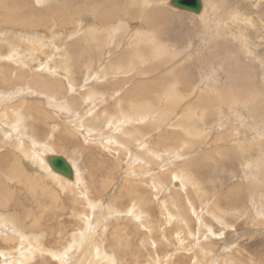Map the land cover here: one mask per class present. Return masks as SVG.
Returning <instances> with one entry per match:
<instances>
[{"label": "rangeland", "instance_id": "rangeland-1", "mask_svg": "<svg viewBox=\"0 0 264 264\" xmlns=\"http://www.w3.org/2000/svg\"><path fill=\"white\" fill-rule=\"evenodd\" d=\"M170 1L0 0V178L13 158L24 155L38 159L45 174L52 155L79 170L76 184L56 179L54 202L49 175L30 173L21 161V172L40 179L36 189L44 205L56 209V230L46 212L37 235L41 251L32 252L30 244L7 245L5 237L17 236L5 230L3 238L0 229L1 264L77 259L71 233L84 229V218L96 230L93 246L104 244L120 257L118 264H264V0H202L207 20ZM2 180L14 192L11 202L26 200L5 216L24 231L22 208L34 207L26 199L33 193ZM54 236L56 245L49 242ZM65 247L70 253L60 258ZM51 248L57 259L47 252ZM28 250L30 259L23 256Z\"/></svg>", "mask_w": 264, "mask_h": 264}, {"label": "bare ground", "instance_id": "bare-ground-1", "mask_svg": "<svg viewBox=\"0 0 264 264\" xmlns=\"http://www.w3.org/2000/svg\"><path fill=\"white\" fill-rule=\"evenodd\" d=\"M86 1V0H85ZM122 1V0H121ZM162 1V0H161ZM7 3V2H6ZM71 3V2H70ZM64 4V3H63ZM109 3H107L106 5H108ZM126 4V3H125ZM145 4V3H144ZM160 4V3H159ZM61 5V4H60ZM96 5V4H95ZM111 5V4H110ZM154 5H156V4H154ZM75 6V5H74ZM104 6H105V4H104ZM120 6V5H119ZM221 6V5H220ZM111 7V6H110ZM125 7V6H124ZM223 7V6H222ZM71 8V7H70ZM95 8H97V7H95ZM108 8H109V6H108ZM121 8V7H120ZM139 8H140V6H139ZM143 8V7H142ZM2 9H4V8H2ZM105 9H107V8H105ZM100 10H101V8H100ZM102 10H104V9H102ZM107 10H109V9H107ZM137 10V9H136ZM84 11V10H83ZM122 11V10H121ZM9 12V11H8ZM31 12V11H30ZM139 12H141V11H139ZM145 12V11H144ZM164 12H166V11H164ZM184 12V11H183ZM99 13H101V11L99 12ZM104 13V12H103ZM116 13V12H115ZM147 13V12H146ZM186 13H188V12H186ZM201 13V14H200ZM205 13V10H203V1L201 0V9H200V11H199V13H198V15H203V14ZM8 14V13H7ZM22 14V13H21ZM107 15V13H104V15ZM161 14V13H160ZM191 14V13H190ZM30 15H31V13H30ZM104 15L102 16V19H103V17H104ZM105 15V16H106ZM108 16V15H107ZM129 16V15H128ZM136 16V15H135ZM138 16V15H137ZM143 16V15H142ZM173 16V15H172ZM3 17H4V15H3ZM9 17V16H8ZM15 17H16V15H15ZM20 17V16H19ZM92 17V16H91ZM167 17V16H166ZM2 18V17H1ZM101 18V17H100ZM129 18H131V17H129ZM144 18V17H143ZM206 19L205 18V16L203 17L202 16V19ZM208 18V17H207ZM24 19V18H23ZM79 19V18H78ZM98 20H99V18H97ZM108 19V18H107ZM120 19V18H119ZM132 19V18H131ZM147 19H149V18H147ZM174 19V18H173ZM172 19V20H173ZM178 19V18H177ZM10 20H12V19H10ZM89 20V19H88ZM87 20V21H88ZM104 20V19H103ZM103 20H101V22L103 21ZM139 20V19H138ZM146 20V19H145ZM207 20V19H206ZM91 21V20H90ZM115 21V20H114ZM152 21V20H151ZM156 21V20H155ZM170 21V20H169ZM12 22V21H11ZM23 22V21H22ZM106 22V21H105ZM120 22V21H119ZM143 22V21H142ZM141 22V23H142ZM40 23V22H39ZM38 23V24H39ZM88 23V22H87ZM114 23V22H113ZM166 23V22H165ZM177 23V22H176ZM3 24V23H2ZM102 24H103V22H102ZM107 24V23H106ZM109 24V23H108ZM118 24V23H117ZM157 24V23H156ZM164 24V23H163ZM37 25V24H36ZM115 25V24H114ZM148 25V24H147ZM159 25V24H158ZM167 25V24H166ZM38 26V25H37ZM96 26V25H95ZM100 26V25H99ZM116 26V25H115ZM205 26V25H204ZM7 27V26H6ZM9 28H11V26L9 25ZM36 28V27H35ZM39 28H41V27H39ZM82 28V27H81ZM157 29H159L158 27H156ZM170 28V27H169ZM205 28V27H204ZM13 29V28H12ZM27 29V28H26ZM99 29V28H98ZM110 29V28H109ZM2 30V29H1ZM35 30V29H34ZM111 30V29H110ZM92 31V30H91ZM148 31V30H147ZM159 31V30H158ZM208 31V30H207ZM96 32V31H95ZM100 32V31H99ZM149 32V31H148ZM155 32V31H154ZM182 32V31H181ZM188 32V31H187ZM101 33H102V31H101ZM164 33V32H163ZM94 34H96V33H94ZM147 34V33H146ZM146 34H145V36H146ZM158 34V33H157ZM87 35V34H86ZM85 35V36H86ZM89 35H90V33H89ZM193 35V34H192ZM96 36V35H95ZM136 36V35H135ZM144 36V35H143ZM157 36V35H156ZM167 36V35H166ZM187 36V35H186ZM23 37V36H22ZM92 38L94 37V36H91ZM103 36H101V38H102ZM139 37V36H138ZM149 37V36H148ZM95 38V37H94ZM97 38V37H96ZM150 38V37H149ZM152 38V37H151ZM158 38V37H157ZM156 38V39H157ZM181 38V37H180ZM217 38V37H216ZM98 39V38H97ZM100 39V38H99ZM32 40H33V38H32ZM143 40H146V39H143ZM147 40H150V39H147ZM174 40V39H173ZM192 40V39H191ZM25 41H26V39H25ZM27 41H29V40H27ZM40 41V40H39ZM96 41V40H95ZM136 41V40H135ZM214 41H216L217 42V40H215L214 39ZM32 42V41H31ZM30 42V43H31ZM139 42V41H138ZM150 42V41H149ZM142 43V42H141ZM147 43V42H146ZM151 43H152V41H151ZM81 44V43H80ZM97 44V43H96ZM136 44V43H135ZM145 44V43H144ZM156 45H157V42H156ZM215 45V44H214ZM150 46V45H149ZM94 47V46H93ZM151 47V46H150ZM149 47V48H150ZM13 48V47H12ZM15 48H16V46H15ZM91 48V47H90ZM134 48V47H133ZM136 48V47H135ZM143 48V47H142ZM153 49V48H152ZM213 49H214V46H213ZM97 50V49H96ZM159 50V49H158ZM75 51V50H74ZM90 51V50H89ZM95 51V50H94ZM149 51V50H148ZM147 51V52H148ZM91 52H93V51H91ZM133 52V51H132ZM138 52H139V50H138ZM146 52V53H147ZM155 52H157V50L155 51ZM160 52H162V49H161V51ZM159 52V53H160ZM85 53H87V51L85 52ZM96 53V52H95ZM151 53V52H150ZM19 54V53H18ZM20 54H21V52H20ZM92 54V53H91ZM134 54H136V53H134ZM154 54V53H153ZM152 54V55H153ZM157 54V53H156ZM156 54H154V55H156ZM128 55V54H127ZM140 55H144V54H140ZM150 55V54H149ZM154 55H153V58H154ZM159 55V54H158ZM161 55V54H160ZM209 55V54H208ZM214 55V54H213ZM11 56V55H10ZM10 56H8V57H10ZM14 56V55H13ZM20 56V55H19ZM76 56V55H75ZM81 56V55H80ZM87 56V55H86ZM132 56V55H131ZM151 56V55H150ZM157 56V55H156ZM155 56V57H156ZM162 56V55H161ZM211 56H212V54H211ZM12 57V56H11ZM137 57H139L138 55H137ZM136 57V58H137ZM145 57V56H144ZM148 57V56H147ZM163 57V56H162ZM166 57V56H165ZM216 57V56H215ZM14 58V57H13ZM87 58V57H86ZM90 58V57H89ZM157 58V57H156ZM170 58V57H169ZM12 59V58H11ZM139 59H140V57H139ZM13 60H15V58L13 59ZM81 60H83V59H81ZM129 60V59H128ZM144 60V59H143ZM152 60V59H151ZM157 60V59H156ZM164 60V59H163ZM198 60V59H197ZM12 61V60H11ZM85 61V60H84ZM87 61H88V59H87ZM230 61V60H229ZM158 62V61H157ZM231 62H234V60H232ZM231 62H230V64H231ZM123 63V62H122ZM81 64V63H80ZM116 64H119V62L118 63H116ZM239 64V63H238ZM164 65V64H163ZM205 65V64H204ZM240 66V65H239ZM246 67V66H245ZM237 68V67H236ZM151 70V69H150ZM157 71V70H156ZM176 72V71H175ZM192 72V71H191ZM234 72V71H233ZM249 73V72H248ZM49 74V73H48ZM172 74H174L173 72H172ZM189 74V73H188ZM20 75H22V74H20ZM248 75V74H247ZM250 76V75H249ZM36 77V76H35ZM232 77V76H231ZM230 77V78H231ZM236 77H238V76H236ZM248 77V76H247ZM246 77V78H247ZM6 78V77H5ZM8 78V77H7ZM249 78V77H248ZM253 78V77H252ZM10 79V78H9ZM24 79V78H23ZM163 79V78H162ZM162 79H161V81H162ZM41 80H42V78H41ZM44 80V79H43ZM235 80V79H234ZM238 80L240 81L241 79H239V77H238ZM250 80V79H249ZM8 81V80H7ZM35 81H37V80H35ZM246 81H247V79H246ZM3 82H5V81H3ZM33 82H34V80H33ZM38 82V81H37ZM44 82V81H43ZM123 82V81H122ZM155 82V81H154ZM232 82V81H231ZM235 82V81H234ZM248 82V81H247ZM252 82V81H251ZM11 83V82H10ZM32 83V82H31ZM39 83V82H38ZM37 83V84H38ZM41 83V82H40ZM46 83H47V81H46ZM142 83V82H141ZM228 83V82H227ZM7 84V83H6ZM34 84H36L35 82H34ZM112 84V83H111ZM151 84V83H150ZM194 84V83H193ZM232 84V83H231ZM237 84H238V82H237ZM2 85V84H1ZM87 85V84H86ZM228 85H230V84H228ZM227 85V86H228ZM249 85V84H248ZM8 86V85H7ZM41 86V85H40ZM42 86H44V85H42ZM127 86V85H126ZM138 86V85H137ZM232 86H235V84L234 85H232ZM240 86V85H239ZM4 87H6V86H4ZM38 87V86H37ZM112 87V86H111ZM118 87V86H117ZM122 87V86H121ZM150 86H148V88H149ZM152 87V86H151ZM210 87V85H209V83L207 82L206 84H205V88H209ZM143 88H145V86L143 87ZM212 89V88H211ZM224 89V88H223ZM222 89V90H223ZM252 89H253V87H252ZM142 90V89H141ZM217 90H219V89H217ZM216 90V91H217ZM246 90V89H245ZM262 90V89H261ZM133 91V90H132ZM129 92V91H128ZM142 92V91H141ZM217 92H219V91H217ZM216 92V93H217ZM234 92H238V91H234ZM240 92V91H239ZM257 91H255L254 93H256ZM169 93V92H168ZM203 93V92H202ZM222 93V92H221ZM241 93V92H240ZM244 93H245V91H244ZM252 93V92H251ZM263 93V92H262ZM7 94V93H6ZM155 94V93H154ZM215 94V93H214ZM2 95H4V94H2ZM222 95V94H221ZM237 95H238V93H237ZM241 95H242V93H241ZM257 95V94H256ZM260 95V94H259ZM125 96V95H124ZM172 96V95H171ZM174 96V95H173ZM201 96V95H200ZM214 96H216V95H214ZM234 96V95H233ZM240 96V95H239ZM243 96H244V94H243ZM245 96H248V94L246 95L245 94ZM252 96H253V94H252ZM143 97V96H142ZM197 97V96H196ZM202 97V96H201ZM223 97V96H222ZM237 97V96H236ZM242 97V96H241ZM249 97V96H248ZM258 96H255V98H257ZM263 97V96H262ZM125 98V97H124ZM129 98V97H128ZM176 98V97H175ZM175 98H174V100H175ZM198 98V97H197ZM207 98V97H206ZM212 98H214V97H212ZM232 98H235V97H232ZM126 99V98H125ZM210 99V98H209ZM209 99H208V101H209ZM216 99V98H215ZM222 99V98H221ZM221 99H217V100H221ZM226 99V98H225ZM229 99V98H228ZM253 99H254V97H253ZM258 99H259V97H258ZM260 99H262V98H260ZM264 99V98H263ZM2 100V99H1ZM4 100V99H3ZM10 100V99H9ZM124 99H122V101H123ZM201 100H203V99H201ZM206 100V99H205ZM249 100V99H248ZM247 100V101H248ZM145 101V100H144ZM172 101V100H171ZM196 101V100H195ZM197 101H199V99L197 100ZM207 101V102H208ZM212 101V100H211ZM215 101V100H214ZM229 101V100H228ZM231 101V100H230ZM238 101V100H237ZM241 101V100H240ZM244 101H246V99H244ZM2 102V101H1ZM74 102V101H73ZM126 102V101H125ZM133 102V101H132ZM176 102V101H175ZM199 102H201V101H199ZM205 102V101H204ZM216 102V101H215ZM227 102V101H226ZM233 102H234V100H233ZM242 102H243V98H242ZM134 103H136V102H134ZM203 103V102H202ZM206 103V102H205ZM217 103H220V101L219 102H217ZM222 103V102H221ZM235 103V102H234ZM238 103V102H237ZM237 103H235V104H237ZM240 103V102H239ZM244 103V102H243ZM248 103V102H247ZM259 103V102H258ZM2 104V103H1ZM7 104V103H6ZM10 104V103H9ZM167 104V103H166ZM208 104H209V102H208ZM224 104H225V101H224ZM223 104V105H224ZM249 104V103H248ZM76 105V104H75ZM214 105V104H213ZM217 105V104H216ZM220 105V104H219ZM227 105V104H226ZM234 105V104H233ZM238 105V104H237ZM245 106H246V108H248L247 107V105H246V103L244 104ZM194 106V105H193ZM232 106V105H231ZM240 106V105H239ZM263 106V105H262ZM262 106H261V108H262ZM179 107V106H178ZM195 107V106H194ZM197 107V106H196ZM204 107H207V105H205ZM211 107V106H210ZM224 107H225V105H224ZM236 107V106H235ZM251 107V106H250ZM260 107V106H259ZM212 108V107H211ZM234 108V107H233ZM240 108V107H239ZM185 109V108H184ZM225 109H226V107H225ZM228 109V108H227ZM226 109V110H227ZM237 109V108H236ZM241 110H242V108H240ZM7 110V109H6ZM183 110V109H182ZM233 110V109H232ZM248 110V109H247ZM253 110V109H252ZM263 110V109H262ZM222 111H224V110H222ZM245 111H246V109H245ZM249 111V110H248ZM251 111V110H250ZM258 111L260 112L261 110H259L258 109ZM11 112V111H10ZM181 111H179V113H180ZM183 112V111H182ZM196 112H198V111H196ZM179 113H178V115H179ZM195 113V112H194ZM239 113V118H245V116H243L241 113H240V111L238 112ZM11 114V113H10ZM187 114V113H186ZM203 114V113H202ZM229 116H228V118H232V114L230 113V114H228ZM237 115V114H236ZM13 116V115H12ZM18 116H20V115H18ZM226 116V115H225ZM249 116V115H248ZM125 117V116H124ZM182 117H183V115H182ZM219 117V116H218ZM250 117V116H249ZM255 117V116H254ZM12 118V117H11ZM16 118V117H15ZM20 118V117H19ZM23 118V117H22ZM10 119V118H9ZM14 119V118H13ZM47 119V118H46ZM126 119V118H125ZM131 119V118H130ZM195 119V118H194ZM248 119V118H247ZM260 119V118H259ZM12 120V119H11ZM17 120V119H16ZM20 120V119H19ZM178 120V119H177ZM201 120V119H200ZM227 120V119H226ZM252 120V119H251ZM21 121L23 122V120L21 119ZM126 122H127V120H125ZM132 121V120H131ZM150 121V120H149ZM196 121H198V120H196ZM261 121V120H260ZM0 124H3V122H2V118L0 119ZM42 122V121H41ZM40 122V123H41ZM136 122V121H135ZM177 122V121H176ZM256 122H257V120H256ZM263 122V121H262ZM19 123H20V121H19ZM123 123H124V120H123ZM129 123V122H128ZM223 123V122H222ZM255 123V122H254ZM13 125H14V123H12ZM16 124V123H15ZM126 124V123H125ZM185 124H187V122L185 123ZM223 125V124H222ZM187 126V125H186ZM4 127V126H3ZM169 127V126H168ZM188 127V126H187ZM27 128V127H26ZM232 128V127H231ZM14 129H18V127H15ZM23 129V128H22ZM24 129H25V127H24ZM176 129H180V127L178 128V127H176ZM188 130L190 129V128H187ZM186 129V130H187ZM19 130H21V129H19ZM30 130H31V128H30ZM131 130H134V129H131ZM185 130V129H184ZM188 130L186 131V134H187V132H188ZM22 131H24V130H21V133H22ZM29 131V130H28ZM28 131H26L28 134L29 133H32L33 132V130L31 131V132H28ZM130 131V130H129ZM181 131V133H182V130H180ZM190 131V130H189ZM3 132V131H2ZM183 132H185V131H183ZM191 132V131H190ZM198 132V131H197ZM199 133V132H198ZM239 133V132H238ZM243 133V132H242ZM242 133H241V136H243V135H245V134H243L242 135ZM257 133V132H256ZM259 133V132H258ZM251 134V133H250ZM4 135V134H3ZM22 135V134H21ZM170 135V134H169ZM168 135V136H169ZM188 135V134H187ZM263 135V134H262ZM6 136V135H5ZM184 136H185V133H184ZM190 136V135H189ZM240 136V135H239ZM240 136V137H241ZM248 136H249V134H248ZM261 136V135H260ZM17 137V136H16ZM147 137H149V138H151L150 137V135L149 136H147ZM239 137V138H240ZM244 137V136H243ZM247 137V136H246ZM32 138H35V137H32ZM40 138V137H39ZM169 138V137H168ZM29 139V138H28ZM148 139V138H147ZM112 140V139H111ZM240 140V139H239ZM263 141V140H262ZM21 142V141H20ZM19 141H18V143H20ZM29 142H31V141H29ZM17 143V142H16ZM21 143H23V142H21ZM28 143V142H27ZM27 143H25V144H27ZM31 143H33V142H31ZM142 142H140L139 144L140 145H143V143L141 144ZM147 143V142H146ZM160 143H162V142H160ZM166 143H168L167 142V140H166ZM237 143V142H236ZM148 144V143H147ZM146 144V145H147ZM34 145V144H33ZM32 145V146H33ZM139 145V146H140ZM245 145V144H244ZM35 146H37L36 144H35ZM248 146V145H247ZM259 146V145H258ZM30 147V146H29ZM49 147V146H48ZM136 147V146H135ZM138 147V146H137ZM141 147V146H140ZM144 147H145V145H144ZM143 147V148H144ZM252 147V146H251ZM40 148V147H39ZM43 149V148H42ZM50 149V148H49ZM238 149V148H237ZM264 149V148H263ZM232 151V150H231ZM24 152V151H23ZM234 152V151H233ZM26 153H28V152H26ZM25 153V154H26ZM40 153H42V152H40ZM134 154V153H133ZM14 155V154H13ZM30 155V154H29ZM249 155V154H248ZM25 156V155H24ZM23 156V160H20L19 161V158H13V161H11L10 162V167H9V169H6L5 171H7V172H5L6 173V177L2 180L1 178H0V181L2 180V181H5V182H9V184H10V182H12V180L13 181H17V182H19V183H21V185H22V189L23 190H28V191H31V193H33V196H30V197H26V199H30V201L34 204V207H30V206H27L28 208H22V213L24 214L23 215V217H24V220H23V223H24V225L26 226V230H24L23 231V229L22 228H20V227H18L15 223H13V222H10L9 220L11 219L10 217L8 218L9 220L7 221V219L5 218V216L7 217V214L6 213H9V214H11L10 213V211L8 212V211H6V210H11V209H21L20 207H22L21 206V204H24L25 203V201H24V199L21 201V200H19V201H17V202H11L12 201V198H13V196L14 195H12L14 192L12 191V190H10L9 188H7V189H5L4 188V186L2 187L1 186V182H0V229H2V236H3V238H4V236H6L5 234H4V232H6V234L9 232L10 234H14V237L15 236H17V238H12L13 236L12 235H10L9 237H5V239H4V241L7 243V245L8 244H12V242H15V243H17L16 241H18V243L19 244H22V245H24V246H27V245H31L32 247H31V251L33 252V250H35L36 252H37V250L39 249V247H41L40 246V242H39V238H37V235H39L40 236V234H41V232H42V230L39 228V224H40V221L39 220H41V219H44L45 217V213L46 212H48L49 214H51V215H53V218H52V223H54L53 224V226L52 225H49L50 227H52L53 229L51 230L52 232L53 231H55L56 230V209H54L53 207H51V205H47V207L44 205V202H42V198H41V195L40 194H38V192H40L41 190H37L36 189V187H37V183H39L40 182V179H38V178H34L33 176H31V175H28V174H26L24 171H22L21 172V168L23 167H21V165H22V162L24 163V165H25V167L30 171V173H42V174H45L42 170H40V168H39V160L38 159H35V157H34V161H33V159H32V157H30L32 160H29L30 158H26V156L24 157ZM56 156H58V155H56ZM134 156V155H133ZM223 156V155H222ZM50 157V156H49ZM52 157H53V155H52ZM47 159V158H46ZM130 159V158H129ZM132 159H136V158H132ZM131 159V160H132ZM41 160H43V159H41ZM66 160V159H65ZM255 160H257V159H255ZM22 161V162H21ZM31 161H33V162H31ZM45 161V160H44ZM133 161V160H132ZM66 162L68 163V165L70 166V168L72 169V179H66V178H64V177H62V176H60V175H58V174H56L55 172H53L51 169H50V167H49V165H48V174H45L46 176H44V177H47V175H49L48 176V179L50 178V180H53V183L54 184H52V185H54V192L57 190L56 189V179H59V178H61V179H63L64 181H66V182H71V183H75L76 184V182H77V176H78V169L73 165V164H71V163H69L67 160H66ZM135 162V161H134ZM133 162V163H134ZM142 162V161H141ZM261 162V161H260ZM21 163V164H20ZM44 163V162H43ZM131 163V162H130ZM129 163V164H130ZM132 163V164H133ZM137 163H139V162H137ZM142 164V163H141ZM248 164V163H247ZM260 164V163H259ZM137 165V164H136ZM254 165H256V164H254ZM261 165V164H260ZM138 166V165H137ZM211 166V165H210ZM24 167V168H25ZM41 167H43V165L41 166ZM131 167V166H130ZM136 167V166H135ZM139 167V166H138ZM225 167V166H224ZM246 167V166H245ZM251 167V166H250ZM6 168V167H5ZM44 168V167H43ZM43 168H41V169H43ZM132 168V167H131ZM137 168V167H136ZM256 168V167H255ZM257 168H258V166H257ZM256 168V169H257ZM47 169V168H46ZM46 169H45V172H46ZM259 169V168H258ZM1 171V170H0ZM27 171V170H26ZM28 171V172H29ZM246 171V170H245ZM81 172V171H80ZM125 173V172H124ZM133 173V172H132ZM131 173V174H132ZM246 173V172H245ZM249 173H251V172H249ZM260 173V172H259ZM0 174H2V173H0ZM126 174V176L128 175L127 173H125ZM148 174V173H147ZM134 175V174H133ZM143 175V174H142ZM251 175H253V174H251ZM2 176H4V175H2ZM129 176H130V174H129ZM137 176V175H136ZM139 176V175H138ZM137 176V180H135V178H133L135 181H138V177ZM147 176V175H146ZM149 176V175H148ZM257 176V175H256ZM259 176H260V174H259ZM133 177V176H132ZM141 177H143V176H141ZM163 177V176H162ZM249 177V176H248ZM131 178V177H130ZM47 179V178H46ZM47 179V180H48ZM82 179V178H81ZM42 180V179H41ZM125 180H127V179H125ZM140 181V180H139ZM176 181V180H175ZM183 181L184 180H182V181H178V184H179V187L181 188L182 187V184H183ZM204 181V180H203ZM126 182V181H125ZM3 183V182H2ZM129 183V182H128ZM109 184V183H108ZM43 185V184H42ZM46 185V184H45ZM131 185V184H130ZM134 185V184H133ZM146 186V185H145ZM258 186V185H257ZM6 187H8V186H6ZM20 187V186H19ZM135 187H137V186H135ZM259 187V186H258ZM60 188V187H59ZM252 188V187H251ZM15 190V189H14ZM18 190V189H17ZM62 190V189H61ZM138 190V189H137ZM58 191V190H57ZM241 191V190H240ZM50 193L49 195L50 196H52L51 198H50V200L51 201H54V202H56V192L55 193ZM17 193L19 194V193H21V192H18L17 191ZM59 193V192H58ZM48 194V193H47ZM230 194H232V193H230ZM229 194V195H230ZM48 195V196H49ZM23 196H25V195H23ZM85 197V196H84ZM229 197V196H228ZM19 198V197H18ZM23 198H25V197H23ZM86 198V197H85ZM130 198V197H129ZM22 199V198H21ZM226 200V199H225ZM140 201V200H139ZM90 203V202H89ZM88 203V204H89ZM227 203V202H226ZM230 203V202H229ZM237 203V202H236ZM8 204H12L11 206H12V208L11 207H7V205ZM27 204H30V203H27ZM33 204H32V206H33ZM104 204V203H103ZM55 205H56V203H55ZM94 205V204H93ZM227 206V205H226ZM231 206H233V205H231ZM7 207V208H6ZM29 207H30V209H29ZM86 207V206H85ZM91 207V206H90ZM230 207V206H229ZM237 207V206H236ZM94 208V207H93ZM131 209H133V208H131ZM85 210V209H84ZM93 210V209H92ZM91 210V211H92ZM96 210V209H95ZM90 211V210H89ZM138 212H139V210H137ZM13 212H15V211H13ZM18 212V211H17ZM20 212V211H19ZM133 213L134 211H130V213ZM137 212V213H138ZM90 213V212H89ZM129 214V213H128ZM139 214V213H138ZM137 214V215H138ZM18 215V214H17ZM90 215V214H89ZM130 215H132V214H130ZM133 215H135L134 213H133ZM136 215V216H137ZM48 216V215H47ZM14 217H16V216H14ZM134 217V216H133ZM81 218H83V217H81ZM138 217H136L135 219H137ZM14 219V218H13ZM22 219V218H21ZM76 219V218H75ZM86 219H88L87 218V216H86ZM129 219V218H128ZM134 219V220H135ZM85 218L84 219H82V221H83V223L82 224H84L83 226H84V229L81 231V230H74L72 233H71V238H74V241L73 242H75L76 244H74L75 246L77 245V249H78V252H79V255H77V259H73V260H69L68 261V263L67 264H83L82 263V259H81V256H83V255H85V254H88L87 256V263L86 264H118V263H116L115 262V258L118 256L117 254V256L115 257V256H113L112 254H113V251L112 250H109L108 248H105L103 245L100 247H94L93 245L94 244H92V238H91V236L92 235H94V233H95V231L96 230H94L93 229V226H92V224H89L88 222H90L91 220H85ZM30 221V222H29ZM49 221V220H48ZM183 221V220H182ZM185 222H187V221H185ZM92 223H94V222H92ZM178 223V222H177ZM17 224H19V223H17ZM88 224V225H87ZM95 224V226L94 227H96V228H99V227H101L102 226V224H104L103 225V228L106 226V224L104 223V222H99V224H97L96 222L94 223ZM93 224V225H94ZM115 224H117V223H115ZM139 225H140V223H138ZM146 224V223H145ZM183 224V223H182ZM148 225V224H147ZM151 225V224H150ZM79 226V225H78ZM116 226V225H115ZM123 226V225H122ZM144 226V225H143ZM149 226V225H148ZM188 226V225H187ZM2 227V228H1ZM150 227V226H149ZM153 227V226H152ZM45 228H47V226L45 227ZM118 228H119V226H118ZM125 228V227H124ZM123 228V229H124ZM101 229H102V227H101ZM101 229H99V230H101ZM107 229V228H106ZM127 229V227L125 228V230ZM149 230H150V228H148ZM153 229V228H152ZM179 229V228H178ZM5 230H7V231H5ZM121 230V229H120ZM124 230V231H125ZM149 230H147V231H149ZM154 230V229H153ZM123 231V232H124ZM51 232V233H52ZM103 232H104V230H103ZM115 232V231H114ZM153 232V231H152ZM61 233V232H60ZM91 235H90V234ZM148 234H149V232H147ZM176 233V232H175ZM48 234H49V232H48ZM62 234V233H61ZM70 234V233H69ZM90 235V238L88 239L87 237V235ZM96 234V233H95ZM103 235V234H102ZM124 235H126V233L124 234ZM127 235H129V234H127ZM149 235H151V233L149 234ZM30 236H32V237H30ZM53 236V235H52ZM118 236V235H117ZM62 237V236H61ZM61 237H60V239H61ZM103 237H105V236H103ZM113 237V236H112ZM120 237V236H119ZM118 237V238H119ZM136 237V236H135ZM163 237V236H162ZM51 238V237H50ZM64 238V237H63ZM115 238V237H114ZM121 238H124V237H122L121 236ZM126 238V237H125ZM113 239V238H112ZM129 239H130V237H129ZM91 240V241H90ZM95 240V239H94ZM99 240V239H98ZM127 240V239H126ZM144 240V239H143ZM143 240H141V241H143ZM148 240V239H147ZM3 241V242H4ZM31 241H33V242H31ZM58 241V240H57ZM64 241H65V239H64ZM72 241V240H71ZM125 241V240H124ZM129 241V240H128ZM145 241V240H144ZM43 242V241H42ZM47 242H48V240H47ZM49 242H51V243H53V244H55L56 245V237L54 236L53 237V239H50L49 240ZM48 242V244H50ZM59 242V241H58ZM96 242V241H95ZM115 242H117V241H115ZM125 242H127V241H125ZM148 242V241H147ZM150 242V241H149ZM154 242H156V241H154ZM17 243V244H18ZM113 243V242H112ZM142 243V242H141ZM143 243H145V242H143ZM153 243V242H152ZM157 243H159V242H157ZM156 243V244H157ZM44 244V243H43ZM59 244V243H58ZM69 244H71L70 245V247L71 246H73V244H72V242L71 243H69ZM97 244V243H96ZM99 244V243H98ZM97 244V245H98ZM101 244V243H100ZM121 244V243H120ZM156 244H154V245H156ZM161 244V243H160ZM163 244V243H162ZM21 245V246H22ZM30 245L28 246V248L30 247ZM42 245V244H41ZM140 245V244H139ZM5 246V245H4ZM20 246V247H21ZM59 246H61V245H59ZM118 246V245H117ZM116 246V247H117ZM134 246H135V244H134ZM142 246V245H141ZM147 246H150V245H148L147 244ZM153 246V245H152ZM16 247V246H15ZM17 247H19V246H17ZM43 247V246H42ZM46 247V246H45ZM44 247V248H45ZM68 247H69V245H68ZM104 247V248H103ZM111 247V246H110ZM151 247V246H150ZM160 247V246H159ZM202 247V246H201ZM206 247V246H205ZM22 248H23V246H22ZM27 248V247H26ZM43 248V249H44ZM50 248V247H49ZM52 248H55L54 247V245H52ZM50 249L51 251H47V252H49V254L53 257V258H55V259H57L58 257H57V254H56V248L55 249ZM182 248V247H181ZM207 248V247H206ZM17 249V248H16ZM19 249V248H18ZM24 249V248H23ZM33 249V250H32ZM70 249V248H69ZM128 249V248H127ZM135 249V248H134ZM180 249V248H179ZM202 249H204V248H202ZM209 249V248H208ZM72 250H73V248H72ZM114 250V249H113ZM123 249H121V251H122ZM125 250V249H124ZM129 250V249H128ZM140 250V249H139ZM145 250V249H144ZM13 251V250H12ZM23 251V250H22ZM21 250H20V252H22ZM30 250H28L27 252H23V256H24V254H25V258H27L29 255L28 254H30L29 252H31ZM39 251H41V250H38V252ZM154 251H155V249H154ZM204 251H205V249H204ZM15 252V251H14ZM19 252V251H18ZM46 252V253H47ZM134 253H136L135 251H133ZM132 252V253H133ZM146 252V251H145ZM209 252V251H208ZM1 253V252H0ZM28 253V254H27ZM42 253V252H41ZM61 255H60V258H64V255L66 256H68V254L70 253L69 252V250L67 249V247H65L64 249H62L60 252H59ZM117 253V252H116ZM129 253V252H128ZM147 253V252H146ZM155 253V252H154ZM180 253V252H179ZM201 253V252H200ZM212 253V252H211ZM16 254V253H15ZM26 254H27V256H26ZM43 254V253H42ZM45 254V253H44ZM74 254V253H73ZM125 254V253H124ZM148 254V253H147ZM172 254V253H171ZM17 255V254H16ZM33 255V254H32ZM34 255H36V254H34ZM33 255V256H34ZM136 255H137V253H136ZM148 255H150V254H148ZM147 255V256H148ZM164 255H165V253H164ZM198 255V254H197ZM201 255V254H200ZM22 256V254L21 255H19L18 257H21ZM33 256H32V258H33ZM41 256V255H40ZM51 256H49V257H51ZM72 256V255H71ZM86 256V255H85ZM84 256V257H85ZM126 256V255H125ZM139 256V255H138ZM156 256V255H155ZM166 256V255H165ZM2 257H3V255H2V253L0 254V264H1V262H3L4 260H2ZM70 257V256H69ZM130 257V256H129ZM149 257V256H148ZM257 257V256H256ZM24 258V257H23ZM25 258H24V260H25ZM29 258V257H28ZM27 258V259H28ZM31 258V259H32ZM34 258H36V256L34 257ZM33 258V259H34ZM42 258V257H41ZM117 258H120V257H117ZM116 258V259H117ZM184 258V257H183ZM196 258V257H195ZM194 258V259H195ZM21 259V258H20ZM30 259V258H29ZM157 259V258H156ZM167 259V258H166ZM198 259V258H197ZM253 259V258H252ZM257 259V258H256ZM256 259H254V261L256 260ZM9 260H10V258H9ZM24 260L22 259V261H23V263H24ZM44 260V259H43ZM59 260H62V259H59ZM65 259H63L62 261H64ZM104 260V261H103ZM158 260V259H157ZM6 261V260H5ZM26 262H27V260H25ZM32 261V260H31ZM34 261V260H33ZM40 261H42V260H40ZM46 261V260H45ZM45 261L43 262V263H45ZM61 261V262H62ZM66 261H67V259H66ZM152 261H154V260H152ZM193 261V260H192ZM199 261V260H198ZM25 262V263H26ZM30 262V261H29ZM60 262V263H61ZM121 262V261H120ZM125 262V261H124ZM201 262V261H200ZM262 262V261H261ZM9 263H13V264H15V262H13V260H12V262H11V260H10V262ZM18 264L20 263V261H18L17 262ZM59 263V262H58ZM62 263H64V262H62ZM85 263V262H84ZM131 263H132V261H131ZM152 263V262H151ZM180 263H181V261H180ZM184 263V262H183ZM197 263V262H196ZM256 263V262H255ZM254 263V264H255ZM8 264V263H7ZM27 264H28V262H27ZM40 264V263H39ZM130 264V263H129ZM155 264V263H154Z\"/></svg>", "mask_w": 264, "mask_h": 264}, {"label": "water", "instance_id": "water-1", "mask_svg": "<svg viewBox=\"0 0 264 264\" xmlns=\"http://www.w3.org/2000/svg\"><path fill=\"white\" fill-rule=\"evenodd\" d=\"M170 5L184 12L198 14L201 9V0H171ZM47 162L53 172L66 179H72V169L63 157H49Z\"/></svg>", "mask_w": 264, "mask_h": 264}]
</instances>
